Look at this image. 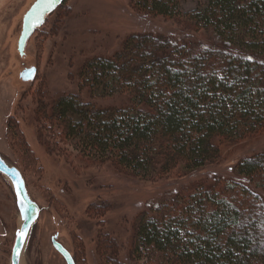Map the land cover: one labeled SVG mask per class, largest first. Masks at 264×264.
<instances>
[{"label": "trees", "instance_id": "16d2710c", "mask_svg": "<svg viewBox=\"0 0 264 264\" xmlns=\"http://www.w3.org/2000/svg\"><path fill=\"white\" fill-rule=\"evenodd\" d=\"M182 2L132 0L188 34L132 33L113 54L87 58L79 92L50 108L44 92L38 121L59 122L101 163L153 183L204 171L229 145L264 135V0ZM234 168L227 188L200 177L188 203L177 192L140 212L132 253L154 264H264V151Z\"/></svg>", "mask_w": 264, "mask_h": 264}, {"label": "rangeland", "instance_id": "374dc122", "mask_svg": "<svg viewBox=\"0 0 264 264\" xmlns=\"http://www.w3.org/2000/svg\"><path fill=\"white\" fill-rule=\"evenodd\" d=\"M34 1L0 0V152L20 169L41 208L22 260L67 264L52 244L58 235L76 264H154L156 258L131 251L136 216L177 192L188 203L200 177H214L227 188L228 182L239 179L234 168L239 157L264 151V135L229 145L221 163L204 171L156 183L120 172L110 162L101 163L99 155L65 137L59 122L38 121L35 112L41 95L45 92L50 108L60 96L78 93L77 72L84 61L113 54L132 33L181 41L187 27L136 10L132 0H64L36 28L21 55L23 17ZM198 3L183 0L182 8L189 10ZM31 66L37 67L35 77L23 80L21 72ZM21 223L12 185L0 173V264H11ZM112 243L117 245L114 250Z\"/></svg>", "mask_w": 264, "mask_h": 264}, {"label": "water", "instance_id": "95a60500", "mask_svg": "<svg viewBox=\"0 0 264 264\" xmlns=\"http://www.w3.org/2000/svg\"><path fill=\"white\" fill-rule=\"evenodd\" d=\"M64 0H55V3L49 4L48 0H35L23 17L22 32L18 41V51L21 55L25 53V47L28 39L34 33L37 27L41 26L47 15L57 8ZM37 72L36 66L25 68L20 76L23 80H32ZM0 173L10 181L16 203L21 218V226L16 231L11 264H21L24 249L31 229L36 222L41 208L39 204L30 195L25 178L18 167L10 164L0 152ZM23 233V235H21ZM54 248L63 256L67 264H76L70 251L58 241V235L52 238Z\"/></svg>", "mask_w": 264, "mask_h": 264}, {"label": "snow or ice", "instance_id": "6c2138e0", "mask_svg": "<svg viewBox=\"0 0 264 264\" xmlns=\"http://www.w3.org/2000/svg\"><path fill=\"white\" fill-rule=\"evenodd\" d=\"M48 2H49V4L55 3V0H48ZM21 235H23V233Z\"/></svg>", "mask_w": 264, "mask_h": 264}, {"label": "bare ground", "instance_id": "6f19581e", "mask_svg": "<svg viewBox=\"0 0 264 264\" xmlns=\"http://www.w3.org/2000/svg\"><path fill=\"white\" fill-rule=\"evenodd\" d=\"M32 35H33V34H32ZM32 35H31V36H32ZM31 36H30V38H31ZM30 38H29V39H30ZM21 264H24V260H22Z\"/></svg>", "mask_w": 264, "mask_h": 264}, {"label": "flooded vegetation", "instance_id": "af4514ba", "mask_svg": "<svg viewBox=\"0 0 264 264\" xmlns=\"http://www.w3.org/2000/svg\"><path fill=\"white\" fill-rule=\"evenodd\" d=\"M22 24H23V22H22ZM21 32H22V29H21ZM21 35V34H20ZM53 244V243H52Z\"/></svg>", "mask_w": 264, "mask_h": 264}]
</instances>
